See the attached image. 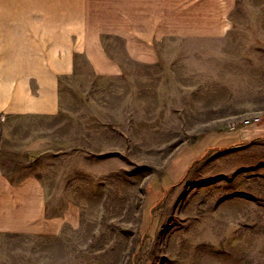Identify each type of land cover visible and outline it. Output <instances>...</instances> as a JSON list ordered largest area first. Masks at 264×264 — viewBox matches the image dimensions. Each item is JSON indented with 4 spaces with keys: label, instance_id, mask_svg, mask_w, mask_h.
<instances>
[{
    "label": "rangeland",
    "instance_id": "1",
    "mask_svg": "<svg viewBox=\"0 0 264 264\" xmlns=\"http://www.w3.org/2000/svg\"><path fill=\"white\" fill-rule=\"evenodd\" d=\"M233 18L221 41L173 43L118 76L79 56L57 112L0 114V167L29 178L45 223L0 235V264H264V161L196 151L230 128L201 122L264 98V0H237Z\"/></svg>",
    "mask_w": 264,
    "mask_h": 264
},
{
    "label": "crops",
    "instance_id": "2",
    "mask_svg": "<svg viewBox=\"0 0 264 264\" xmlns=\"http://www.w3.org/2000/svg\"><path fill=\"white\" fill-rule=\"evenodd\" d=\"M236 2L0 0V114L57 112L59 79L75 73L79 56L96 76L112 77L122 74L123 62H160L163 48L173 43L219 42L234 28ZM259 101L249 97L228 117L201 122L230 128L205 135L197 153L227 147L245 154L235 168L263 162L264 98ZM246 113L260 114L261 121L244 124ZM28 185V177L13 182L0 167V235L27 234L31 225L45 224L44 201L38 196L29 204Z\"/></svg>",
    "mask_w": 264,
    "mask_h": 264
},
{
    "label": "built area",
    "instance_id": "3",
    "mask_svg": "<svg viewBox=\"0 0 264 264\" xmlns=\"http://www.w3.org/2000/svg\"><path fill=\"white\" fill-rule=\"evenodd\" d=\"M261 119H260V116L259 115H256V114H253V115H250L246 118L243 119V123L244 124H251V123H257L259 122Z\"/></svg>",
    "mask_w": 264,
    "mask_h": 264
}]
</instances>
